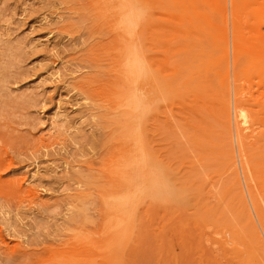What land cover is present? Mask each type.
Listing matches in <instances>:
<instances>
[{
  "label": "rangeland",
  "instance_id": "rangeland-1",
  "mask_svg": "<svg viewBox=\"0 0 264 264\" xmlns=\"http://www.w3.org/2000/svg\"><path fill=\"white\" fill-rule=\"evenodd\" d=\"M218 2L0 0V264H264V0Z\"/></svg>",
  "mask_w": 264,
  "mask_h": 264
},
{
  "label": "bare ground",
  "instance_id": "bare-ground-1",
  "mask_svg": "<svg viewBox=\"0 0 264 264\" xmlns=\"http://www.w3.org/2000/svg\"><path fill=\"white\" fill-rule=\"evenodd\" d=\"M229 1V0H228ZM242 1L243 0H230V4H231V14H232V16L233 17H237V15H238V12L240 11V8H241V4H242ZM127 4V3H126ZM189 4V3H188ZM217 6H218V8L220 9V11H221V15H222V17L224 18V21H226L227 22V8H229V6L227 7V0H219V2L217 3ZM229 10V9H228ZM229 16V15H228ZM253 21H254V19H253ZM260 29L258 30V31H256L255 32V37L256 36H259V38H262L263 39V41H264V37L260 34ZM258 34V35H257ZM252 35H254V34H252ZM262 36V37H261ZM259 41V40H258ZM260 42H261V40H260ZM262 43H264V42H262ZM232 52H233V63H232V65H233V67H232V65H231V70H234V72L235 73H237V72H240L241 70H245V72H250V71H253L254 69L253 68H251V66L253 67V65H254V63L252 64V63H248L247 65H245V67H243V65H242V63H243V61H242V58H241V56H242V50H241V48H242V46H241V48H240V37H238L237 36V34L233 37V40H232ZM253 46H255V45H253ZM263 46V45H262ZM264 48V47H263ZM229 48H228V45L226 44V46H225V48H224V57H223V63H224V71H225V76H226V79H229L230 78V73H232L231 71H230V65H229V57H228V54H229V50H228ZM247 50V49H246ZM254 50V49H253ZM252 49H251V51H253ZM245 52V51H244ZM248 52H250V51H248ZM259 52H261V51H259ZM262 52H264V50L262 49ZM252 53V52H251ZM256 52L254 51V53L253 54H255ZM257 54V53H256ZM158 58V57H157ZM157 58H155V56L154 55H151V56H147V55H145V59H146V65L147 66H149L151 69H155V68H153V65L155 64L156 65V63H157ZM253 59V58H252ZM232 60V59H231ZM230 60V61H231ZM231 63V62H230ZM263 68H264V66H263ZM261 69V68H260ZM233 72V73H234ZM233 78H234V76H233ZM232 80V79H231ZM233 81H235V83L236 84H239V82H240V79H235V80H233ZM231 84H232V82H231ZM233 85H234V83H233ZM264 93V92H263ZM234 94V92L232 93V95ZM136 97V96H135ZM232 98V97H231ZM223 101H224V106H225V108H227V107H229V104H230V86L228 85V87H227V90H226V93L224 94V96H223ZM234 99V98H233ZM232 99V100H233ZM233 101H235V100H233ZM232 101V102H233ZM233 105H234V103H233ZM232 107V106H231ZM240 117H243L244 118V120H245V122H244V125H246L247 123L249 124V122H248V119H247V117H246V112H244L243 110H241V114H240ZM238 137H239V143H241L242 145H246V143H245V141L248 139V138H245L244 136H243V132L242 131H239L238 132ZM252 145H255L254 147H256L255 149H252V150H254L255 151V154H257V159L256 160H254V158H253V156L251 155V153H250V151H246L243 155H240V159H241V161H243L242 160V158H246V163H251V165H252V167L250 166V171H251V173H255L256 174V170H261V171H264V159L262 158L261 160H259L258 159V157H261V155L259 154L260 152H257V151H259L261 148H262V146L264 145V135L263 136H259L258 138H257V141H256V143H253ZM148 153H145V155H144V158H145V161H146V164H147V162H151V159L148 157ZM258 160V161H257ZM233 163L235 164L236 162H235V157H233ZM233 164V165H234ZM256 165V166H255ZM243 166H244V164H243ZM241 167V166H240ZM249 170V169H248ZM255 180V182L258 180V178L256 177V175H253L252 176V178H248V180L249 181H251V180ZM259 181V180H258ZM257 181V182H258ZM261 181V183H262V181L263 180H260ZM264 182V181H263ZM252 183H253V181H252ZM245 184H246V182H245ZM247 184H249V182L247 183ZM251 184V183H250ZM254 184V183H253ZM258 184H260L259 182H258ZM263 184V183H262ZM255 185V184H254ZM236 187H237V184L235 183L234 184V186H233V189H236ZM263 199H264V195H260ZM262 200V199H261ZM250 201V200H249ZM249 203H251V202H249ZM252 205V204H251ZM252 208V207H251ZM256 211V210H255ZM256 214H257V212H256Z\"/></svg>",
  "mask_w": 264,
  "mask_h": 264
}]
</instances>
